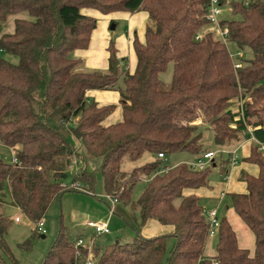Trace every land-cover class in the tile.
I'll list each match as a JSON object with an SVG mask.
<instances>
[{"label": "trees", "instance_id": "16d2710c", "mask_svg": "<svg viewBox=\"0 0 264 264\" xmlns=\"http://www.w3.org/2000/svg\"><path fill=\"white\" fill-rule=\"evenodd\" d=\"M218 2L230 13L219 20L226 43L250 52L238 58L237 69L227 44L205 30L208 0H0V24L13 18L12 31L0 35V52L17 58L11 63L0 57V146L12 150L16 160L0 158V200L7 189L10 204L32 222L33 232L60 195L61 180L75 158L69 189L91 192L98 173L103 194L131 214V240L93 245L94 264H161L167 238L172 246L163 264H264V151L250 149L246 160L258 172L242 176L245 192L228 195L253 234V253L237 246L228 221L216 213L213 258L202 255L208 222L198 197L184 193L206 184L213 161L203 169L181 162L162 170L164 161L157 157L186 152L198 158L209 148L225 149L246 137V126L264 141V1ZM82 9L146 12L143 41L136 35L131 40L132 71L126 58L116 57L112 40L105 70L83 68L73 56L74 50L87 48L96 25ZM168 66L170 81L162 88L159 75ZM94 90L118 93L119 119L106 123L116 107L98 105L87 95ZM232 98L242 100L240 113L230 111ZM198 113L206 137L193 123ZM144 153L152 159L129 172L120 169L123 156L134 160ZM140 175L146 180L133 201ZM148 220L164 231L142 235ZM10 222L0 215V264H14L4 239ZM76 239L58 229L39 264H75L76 250L86 253Z\"/></svg>", "mask_w": 264, "mask_h": 264}, {"label": "rangeland", "instance_id": "374dc122", "mask_svg": "<svg viewBox=\"0 0 264 264\" xmlns=\"http://www.w3.org/2000/svg\"><path fill=\"white\" fill-rule=\"evenodd\" d=\"M220 11L219 18L230 16L229 9L225 3L220 5ZM11 19L6 21L5 25L0 24V35L3 32L8 33L12 31ZM112 25L113 24L111 23L109 27L110 31H112ZM210 27L208 26L209 30ZM213 36L216 37L215 35ZM227 50L232 56L238 51V49L233 44L229 43L227 44ZM240 52L243 58H248L250 56V52L248 50H241ZM0 57L11 63H16L17 61L15 56L4 52H0ZM82 67L85 68L83 65ZM170 75V66H168L165 71L160 73L159 78L162 88L167 87L170 81ZM200 121L205 122L203 116L198 113L193 123H199ZM200 129L203 132V137H206L208 131L203 126H200ZM209 147L210 146L207 148ZM207 150L213 149L209 148ZM221 157L225 158L224 155ZM0 158H3L5 161H9L11 158L9 149L0 146ZM219 158L220 156H215L216 161H218ZM151 159L152 156L148 153H144L134 160L129 159L127 156H123L120 159V169L124 172H129L132 168L140 166ZM74 173L75 166L73 163H69V166L66 168V176L61 180L62 191L58 197L54 198L50 202L42 217L41 227L43 232H33L32 222L27 221L23 214L16 210L9 203L7 194L3 195L4 198L0 200V215L8 216L11 219L4 239L14 264H39L44 254L47 252L50 244L54 240L58 229H61L70 240H75L77 237H81L84 244H87L90 238H93L94 245L100 248L115 241L125 242L131 240L133 232L127 225V221L130 220L129 216H131L129 208L122 205L121 203H118L115 206L122 208L123 213H117L115 210V212L112 213L108 218L109 202L101 190V180L99 174L96 173L95 175V184L93 190L87 193L83 192L82 190L75 191L69 189L72 185V177ZM217 176L218 167L209 166L207 178H215L218 180ZM242 176L243 174L239 175L241 181L243 179ZM145 180L146 176L140 175V177L134 183L130 195L131 200L135 201L137 199V196L139 195ZM199 204L202 208L203 218L206 220V208L211 207L213 203L203 198L200 199ZM224 204L229 206L228 195L226 198H224L219 212L223 210ZM125 214H127L128 218L125 216ZM135 215L136 214H134V216ZM15 216L19 218L18 221H14ZM87 221H107L109 232L93 236L91 232L85 228V223ZM41 235L43 237H41ZM207 242V245L213 249L215 237L208 238ZM171 246L172 239L167 238L165 241V252L162 257L161 264L164 263Z\"/></svg>", "mask_w": 264, "mask_h": 264}, {"label": "crops", "instance_id": "0c3cea01", "mask_svg": "<svg viewBox=\"0 0 264 264\" xmlns=\"http://www.w3.org/2000/svg\"><path fill=\"white\" fill-rule=\"evenodd\" d=\"M82 13L94 17L96 19V25L90 33L87 48L74 50V52L72 53L73 56L79 58L82 65L86 69L105 70L107 67L108 55L106 47L109 40H112L116 57L126 58L127 69L129 72L132 71L135 65V57L131 48V40L133 38V35H136L137 39L140 42L143 41L144 29L148 22L146 12L142 10L133 13L114 11L108 14H100L97 11L91 9H82ZM111 23L113 24L112 31H110L109 29ZM208 26L210 27V24L207 25L205 30L211 31L212 26L210 27V30ZM87 95L91 97L98 105H115L116 108L114 112L107 118L106 123L114 122L119 119V96L116 91L94 90L89 91ZM229 109L232 113H238V99H231ZM234 118L236 119L237 116H235ZM195 124L198 127H207L205 122L200 121L199 123ZM72 143H74L73 140ZM233 147L237 148V161L234 165H229L225 161L227 156L225 154H220V158L218 159V161H216L214 158L211 165V167H218V180H216L215 178H207L205 185L193 189H186L184 193L194 194L196 197H198L199 201L200 199L204 198L212 202L213 205L206 209H215L219 217H225L232 230L234 231L237 246L239 248L247 250L249 254H252L254 249V237L249 228L237 216L230 204L229 206L224 204L223 210L219 212V209L223 204V200L227 197V195L231 193L245 192V183L243 179L242 181L240 180L239 175L248 174L255 176L258 172L257 166L254 163L246 160V157L249 155L250 149L253 147V144L248 140V134L245 138L241 139L232 146L226 147L225 149ZM222 155H224L225 158H222ZM194 159V156L186 152L173 153L167 156L165 155V162L169 166H173L181 162L188 163L193 161ZM5 194L8 195L10 203V197L7 189L4 191V195ZM113 210V213L115 212V210L117 213H123V209L118 206H114ZM110 216H108V218ZM125 216L127 217V214H125ZM88 230L90 231V229ZM139 231L144 236H150L162 233L164 231V227L160 226L153 220H148L141 226ZM208 238L212 237L206 238L202 255L206 258H213L216 254V251L214 248L212 249L209 247V245H207Z\"/></svg>", "mask_w": 264, "mask_h": 264}, {"label": "built area", "instance_id": "2783aa9c", "mask_svg": "<svg viewBox=\"0 0 264 264\" xmlns=\"http://www.w3.org/2000/svg\"><path fill=\"white\" fill-rule=\"evenodd\" d=\"M220 4L218 0H208V6H207V19L208 23L212 26L211 32L218 38L220 41L226 43V29L220 27L219 25V15H220ZM199 35L195 36V39L198 38ZM229 56L232 59V66L234 69H237L240 67V62L238 61V58L242 57V54L240 51H237L233 56L229 54ZM239 103V113L241 112V105H242V100H238ZM247 134H248V140L253 144V147L256 149L258 152H263L264 151V141H260L256 139L251 131L252 129L249 126H246ZM11 153V158L8 162L10 163H15L16 160L13 156L12 150H10ZM220 154H225L227 156V161L229 165H234L237 161V148H229V149H214V150H206L200 157L195 158L193 161L188 162L189 166L191 168H196V169H203L207 166L210 165V163L213 161L215 156H219ZM157 157L162 158L164 163L162 166V170H167L170 166L165 162V155L162 153H158ZM70 163H73L75 166V171L77 170V162L75 158L71 160ZM105 198L109 202V214L110 216L113 213L114 206L117 204V200L111 196L104 195ZM206 217H207V222H208V227H207V237H214L217 225H218V220L216 217V211L215 209H207L205 211ZM19 218L15 217L14 221H18ZM42 219L38 220L35 223L36 230L39 232H43L42 229ZM85 227L90 229L91 234L93 236L100 235V234H105L108 233V224L107 221H87L85 223ZM93 238H90L89 242L87 244H84L83 240L81 237H78L76 239L75 245L85 249L86 253L85 256H82L81 252L76 250L75 252V257L77 262L75 264H93L94 262V257L92 255V246H93Z\"/></svg>", "mask_w": 264, "mask_h": 264}, {"label": "water", "instance_id": "95a60500", "mask_svg": "<svg viewBox=\"0 0 264 264\" xmlns=\"http://www.w3.org/2000/svg\"><path fill=\"white\" fill-rule=\"evenodd\" d=\"M111 28H112V26H111ZM64 177H65V175H64ZM41 237H43V236L41 235Z\"/></svg>", "mask_w": 264, "mask_h": 264}]
</instances>
